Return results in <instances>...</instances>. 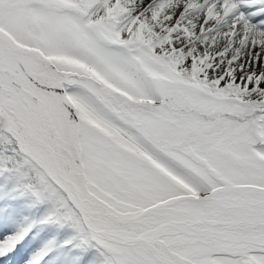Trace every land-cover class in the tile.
I'll list each match as a JSON object with an SVG mask.
<instances>
[{
    "label": "snow or ice",
    "instance_id": "1",
    "mask_svg": "<svg viewBox=\"0 0 264 264\" xmlns=\"http://www.w3.org/2000/svg\"><path fill=\"white\" fill-rule=\"evenodd\" d=\"M0 172L102 264H264V0H0Z\"/></svg>",
    "mask_w": 264,
    "mask_h": 264
},
{
    "label": "rangeland",
    "instance_id": "2",
    "mask_svg": "<svg viewBox=\"0 0 264 264\" xmlns=\"http://www.w3.org/2000/svg\"><path fill=\"white\" fill-rule=\"evenodd\" d=\"M15 177L0 172V253L13 245L24 254L8 253L0 264H101L97 251L83 244L74 228L45 222L53 204L33 203Z\"/></svg>",
    "mask_w": 264,
    "mask_h": 264
},
{
    "label": "trees",
    "instance_id": "3",
    "mask_svg": "<svg viewBox=\"0 0 264 264\" xmlns=\"http://www.w3.org/2000/svg\"><path fill=\"white\" fill-rule=\"evenodd\" d=\"M16 176V175H15ZM15 180L17 181V182H19V184L20 185H22L23 186V182L16 176L15 177ZM30 195H31V197H32V201H33V203H35V204H40L41 202H38L37 200H36V198L30 193ZM53 211V210H52ZM58 225V224H57ZM67 224H65V225H63V226H66ZM58 227H62L61 225H58ZM83 244H85V243H83ZM85 245H87V244H85ZM92 248H94L96 251H97V253L99 254V257H100V260H101V264H102V261H103V257L100 255V253H99V251L97 250V248L96 247H93V246H91Z\"/></svg>",
    "mask_w": 264,
    "mask_h": 264
},
{
    "label": "bare ground",
    "instance_id": "4",
    "mask_svg": "<svg viewBox=\"0 0 264 264\" xmlns=\"http://www.w3.org/2000/svg\"><path fill=\"white\" fill-rule=\"evenodd\" d=\"M13 251H14V250L12 249V250H10V251H9V250H6V251H3L2 253H0V257H1V258H0V261H1V260H4L2 257L5 258V256H7V255H6L7 252H13ZM20 253H21V252H20Z\"/></svg>",
    "mask_w": 264,
    "mask_h": 264
}]
</instances>
